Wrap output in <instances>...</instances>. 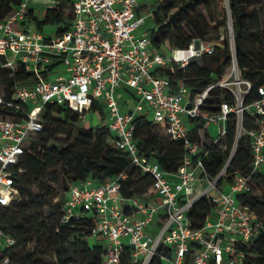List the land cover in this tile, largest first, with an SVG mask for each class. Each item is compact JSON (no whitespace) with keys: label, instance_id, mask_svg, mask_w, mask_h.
<instances>
[{"label":"built area","instance_id":"1","mask_svg":"<svg viewBox=\"0 0 264 264\" xmlns=\"http://www.w3.org/2000/svg\"><path fill=\"white\" fill-rule=\"evenodd\" d=\"M149 2L71 0L70 25L61 33L40 29L35 20L47 7H59V0H21L0 19V67L20 66L30 75L28 81L14 84L8 98L0 89V106L12 113L0 117V205L21 199L14 167L42 131L40 116L46 104L66 106L82 121L92 112L100 120L105 116L113 143L152 179L143 196H122L120 177L100 185L87 179L65 190L62 221L86 212L93 215L90 238L101 237L102 264H150L155 258L164 264H242L239 246L262 226L239 195L253 191V172L264 174V84L256 88L258 98L243 105L251 84L234 58L228 72L194 94L183 81L161 75L158 70L169 64L183 69L190 59L212 54L225 34L217 42L194 38L186 47L168 46L164 51L151 44L149 29H142ZM227 33L232 48L230 24ZM216 87L228 90L234 104L221 101L217 111L205 112L209 91ZM124 93L135 101L133 108L121 107ZM94 104L105 110L103 116L98 108L92 110ZM244 112L258 122V128L249 132L252 170L235 174L224 189L219 179L236 142L223 168L211 177L204 163L208 152L192 136V128L199 125L201 142L206 133L217 143L225 139L226 121L234 113L238 137ZM135 115H144L182 143L184 155L176 172L166 173L139 151L133 138ZM211 125L218 126L217 137L211 136ZM202 197L210 198L213 211L200 228H194L188 211ZM0 243L9 246L14 240L0 230ZM124 245L130 249L126 262Z\"/></svg>","mask_w":264,"mask_h":264},{"label":"trees","instance_id":"2","mask_svg":"<svg viewBox=\"0 0 264 264\" xmlns=\"http://www.w3.org/2000/svg\"><path fill=\"white\" fill-rule=\"evenodd\" d=\"M20 1L0 0V19ZM213 1H217L220 7L225 6L229 17L224 13L221 18L212 19V25L201 23L200 9ZM70 4L71 0H59V7H47L41 18H35L37 27H54L57 33L67 30L72 17ZM151 20L150 42L157 48L166 44L186 47L194 38L217 42L220 34H225L212 54L201 56L209 61L208 67L199 65L201 57H194L183 69L174 64L160 68L161 75L183 81L194 94L228 72L234 58L241 76L251 84L243 105L258 98L256 88L264 84V0H156L151 7ZM228 24L231 25L232 48L227 36ZM29 76L20 66L15 69L0 67V89L4 96L10 97L14 84L28 81ZM221 101L234 104L228 90L211 89L204 111H217ZM97 108L103 116L105 110L102 107L94 104L92 110ZM11 115V111L0 106V117L9 118ZM40 118L44 123L42 131L14 167L15 185L21 199L8 206L0 205V230L14 240L9 246L0 243V264H102L104 246L101 237L90 238L93 215L82 213L79 217L62 221L65 190L70 184L87 179L100 185L120 177L122 196H143L150 190L152 179L130 163L128 155L113 143L114 135L101 124L97 115L98 123L83 128L76 137L72 135L73 125L81 118L66 106L48 103ZM132 124L139 151L156 160L166 173L176 172L184 155L182 143L172 140L164 127L153 124L144 115H135ZM198 128L199 125L192 128V136L208 152L204 163L211 177L223 168L236 142L225 174L219 179L224 189L235 174L251 172L249 132L258 128L257 120L244 112L240 133L236 137V115L229 114L225 139L217 143L206 133L205 141L201 142ZM52 141L63 146L58 148ZM18 169L21 171L17 172ZM251 176L253 191L241 194L239 198L254 212L262 226L239 248L244 252L242 264H264V174L253 172ZM62 182L66 183L58 186ZM212 211L209 197L197 200L187 215L191 226L200 228ZM129 253L130 249L124 245V262L128 261ZM150 264L164 263L155 258Z\"/></svg>","mask_w":264,"mask_h":264},{"label":"rangeland","instance_id":"3","mask_svg":"<svg viewBox=\"0 0 264 264\" xmlns=\"http://www.w3.org/2000/svg\"><path fill=\"white\" fill-rule=\"evenodd\" d=\"M156 0H150L149 3H146L147 5V8L145 7L144 8V15L147 16L146 20H145V24L142 26V29H150L151 26H152V20H151V17L149 16V12H151V7H152V4L155 2ZM258 9V7H257ZM67 13V11H66ZM224 13H227V17H229V11L226 10L225 6H222L220 7L219 3L217 1H213V2H210L207 6H204L200 9V14H199V18H200V21L201 23H208L209 25L211 24L212 25V19H218V18H221V16H223ZM45 29L49 30L50 32H53L54 30V27H46ZM168 48V45L166 44L164 47H163V50L165 51L166 49ZM197 60H199V58H196ZM199 65H204V66H209L210 63L209 61L207 60V58L205 57H201L200 60L198 61ZM123 95V96H122ZM121 97L123 100H125L126 102H122L123 100L120 99V95H119V100H121V107H130V108H133L134 106V103L135 101L133 100V98L129 97L127 94H122ZM98 123L97 121V118H96V115L92 112H89L87 113L86 115V121H82L79 120L77 123H75L73 125V130H72V135L73 137H76L80 131L83 130V128L85 127H90V126H95L96 124ZM209 131H210V134L211 136L213 137H217L218 136V126L217 125H211L209 127ZM53 145H55L56 147L58 148H61L63 146V144H60V143H57V142H54L52 141L51 142ZM66 182H62L61 184H59L58 186H62L64 185ZM61 196V193L60 195H58V198L59 199ZM45 212L47 213V210L45 209ZM87 215H90L91 213L90 212H86Z\"/></svg>","mask_w":264,"mask_h":264},{"label":"crops","instance_id":"4","mask_svg":"<svg viewBox=\"0 0 264 264\" xmlns=\"http://www.w3.org/2000/svg\"><path fill=\"white\" fill-rule=\"evenodd\" d=\"M35 7H39V4H36ZM105 123H106L105 116H103V118L101 119V124H105Z\"/></svg>","mask_w":264,"mask_h":264},{"label":"water","instance_id":"5","mask_svg":"<svg viewBox=\"0 0 264 264\" xmlns=\"http://www.w3.org/2000/svg\"><path fill=\"white\" fill-rule=\"evenodd\" d=\"M196 44H197V42H196Z\"/></svg>","mask_w":264,"mask_h":264}]
</instances>
